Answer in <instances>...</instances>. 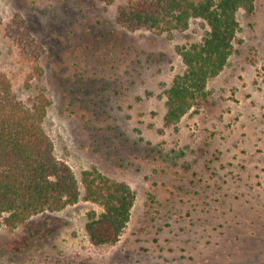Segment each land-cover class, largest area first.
Masks as SVG:
<instances>
[{"label":"rangeland","instance_id":"obj_1","mask_svg":"<svg viewBox=\"0 0 264 264\" xmlns=\"http://www.w3.org/2000/svg\"><path fill=\"white\" fill-rule=\"evenodd\" d=\"M129 1L0 0V74L26 105L51 101L42 126L80 191L14 226L0 215V264H264V0L237 12L228 63L176 125L164 115L185 71L177 48L208 28H126ZM93 168L135 193L114 243L85 230L102 211L84 197Z\"/></svg>","mask_w":264,"mask_h":264},{"label":"trees","instance_id":"obj_2","mask_svg":"<svg viewBox=\"0 0 264 264\" xmlns=\"http://www.w3.org/2000/svg\"><path fill=\"white\" fill-rule=\"evenodd\" d=\"M113 2V0H103ZM252 14L255 0H130L118 13L129 29L186 30L192 19L207 26L202 40L177 51L185 66L166 90L165 125H176L208 98L207 82L228 63L239 29L237 12ZM40 76L41 69L35 64ZM51 101L40 93L30 105L17 99L10 80L0 74V215L8 226L75 204L80 196L71 168L55 158L42 122ZM85 199L102 211L87 214L85 230L93 244L114 243L130 218L134 191L95 168L84 171Z\"/></svg>","mask_w":264,"mask_h":264}]
</instances>
